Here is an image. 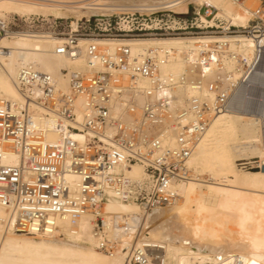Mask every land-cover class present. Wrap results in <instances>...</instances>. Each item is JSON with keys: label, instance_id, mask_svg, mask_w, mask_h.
<instances>
[{"label": "built area", "instance_id": "1", "mask_svg": "<svg viewBox=\"0 0 264 264\" xmlns=\"http://www.w3.org/2000/svg\"><path fill=\"white\" fill-rule=\"evenodd\" d=\"M192 12L198 24L184 29H167L161 12L137 10L84 17L62 33L44 30L38 17L0 19L2 37L51 32L64 37L53 52L84 59L83 68L60 69L66 90L49 73L21 67L14 83L22 101L0 97V205L10 213L8 230L50 235L61 220L74 224L89 214L99 251L123 252L129 264L165 263L162 245L137 243L139 226L104 215L108 194L146 212L174 204L176 185L191 177L188 160L198 142L239 93L252 99L245 96L260 92L256 111L264 138V75L253 77L257 68L264 71V0L249 9L246 26L228 23L210 5ZM168 36L195 38L178 75L161 72L175 58L173 48L133 53L125 42ZM243 39L251 40L249 57ZM51 132L57 140L48 139ZM11 155L15 162L7 161ZM237 163L250 166L248 159ZM133 166L140 176L130 174ZM234 264H242L239 257Z\"/></svg>", "mask_w": 264, "mask_h": 264}, {"label": "bare ground", "instance_id": "2", "mask_svg": "<svg viewBox=\"0 0 264 264\" xmlns=\"http://www.w3.org/2000/svg\"><path fill=\"white\" fill-rule=\"evenodd\" d=\"M195 2H209L215 5L219 9L217 16L230 24L225 17L232 19L234 25H247L249 9L238 10L234 6L235 0H0V19H4L6 13L68 18V12H72L77 17L76 21L71 22V27L75 30L82 15L97 14L90 16L101 18L114 13V10H137L165 12L169 14L165 19L167 29H184L198 24L193 16L196 13L185 18L170 14ZM55 3L67 5L60 6ZM74 3L84 4L68 7ZM63 40V36L51 32L0 36V48H8L6 55L0 53V97L22 101L14 83L21 67L49 73L57 87L66 90L67 81L60 69L83 68L84 59L82 56L69 59L53 52L55 45ZM194 40L192 37L168 36L125 42L130 43L133 53L142 52L148 46L173 48L175 58L163 64L161 72L178 75L184 67V53L194 46ZM86 41L80 40L81 44ZM243 43L245 47L242 50L249 57L252 51L251 40L243 39ZM231 48L238 49L233 42ZM226 68L233 70L234 77L238 76V72L234 71L233 61L227 60ZM263 72L261 68H257L253 77L264 75ZM242 97L239 93L232 106L218 114L208 126L188 160L191 177L186 181H179L176 185L179 198L174 204L163 206L168 207L167 210L159 211L158 207L152 212H146L140 205L120 202L111 193L108 194L109 201L104 204V215L107 218L116 215L135 226L132 218L136 216V221L137 215L141 214L147 226L152 220L153 227L157 224L154 228L151 222L148 228L144 226L150 230H143L140 226L135 237L137 243L162 245L164 264H234L236 257L240 258L242 264H264V169L243 170L237 163L239 160H247L250 156L259 157L264 153L263 130L257 111L251 114L249 109L241 107L244 100ZM80 103L78 100V105ZM48 139L57 140L58 136L51 132ZM243 146L248 147V154L238 150ZM16 160L14 155L7 158L8 162ZM195 171L208 177H198ZM130 174L140 176V167L133 166ZM112 209L118 211L114 212ZM170 217H175L182 224L183 240L189 242V246L176 245L168 238L155 234V231L161 228L158 223ZM218 217L222 219L221 231L227 235L222 233L221 236L218 226L214 229L208 225L215 223ZM9 219V210L0 205V264H129L123 252L118 251L110 256L97 251L96 240L92 235V215H83L74 224L69 220H61L59 229L50 235H29L10 231L7 228ZM113 234L121 233L113 230Z\"/></svg>", "mask_w": 264, "mask_h": 264}, {"label": "rangeland", "instance_id": "3", "mask_svg": "<svg viewBox=\"0 0 264 264\" xmlns=\"http://www.w3.org/2000/svg\"><path fill=\"white\" fill-rule=\"evenodd\" d=\"M75 1H78V0H75ZM55 4H58L60 6L67 5V4H63V3H55ZM83 4L84 3H74V4H70V6H68V7H72L73 8V7H77V6H82ZM200 4L210 5V6L214 7L217 11H219V9L215 5H213V4L209 3V2H195V3L188 4L187 6H184V7L180 8V9H178L177 11L175 10L176 12H171L170 15H172L174 17H179L180 16V17H183V18L191 17L193 15V13H194L192 11L196 10L197 6L200 5ZM234 4H235L234 6L238 10H245V8L250 9V8L255 7L257 5V0H244L243 2H236ZM113 12L116 14V13L125 12V11L117 12V10H114ZM68 14H69L68 18H56V17L51 16V15H40V14H38V15L37 14H29V15L32 16V17H38L39 19H43V21L40 22V23H43V25H42L43 27L42 28L44 30H51V31H55L57 33H62V32H66L67 31L68 26H69V24L71 25L72 21H76L77 20V17H76L75 14L73 15L72 12H68ZM12 15L23 16V15H26V14L6 13V17L4 19L11 18ZM90 15H97V14L82 15V16H80V19L84 20V17H88ZM159 15H160L161 23H162V21L165 22L166 16L169 15V14H165V12H161V13H159ZM248 15H249V13H248ZM225 18L229 22H231L232 25H234L232 19H230L229 17H225ZM80 19L78 20L79 23H80ZM154 22H156V21H154ZM57 36H62V35H57ZM259 94H260V92L257 90V93L255 95L245 96V97H252V99L243 98L244 99L243 100V105L241 107L243 109H246V110L249 109L248 111L251 112V114L256 113L257 100L259 99ZM238 150L244 151L247 154L249 152L248 151V147H245V146L239 147ZM248 160L250 161V164H249L250 166L247 165L246 168H242L243 170H253V171H255L256 169H258V170L259 169H264V162H262V163L260 162V161H264V153H262L259 157L250 156V158ZM259 163H261V165H259ZM239 167H242V166L239 165ZM196 173L198 174V177L199 176L201 178H207L208 177L207 175H202L201 176L200 172H196ZM182 198L183 197H181L180 200H182ZM192 208H194L193 205H192ZM167 209H168V207H159L158 210L162 211V210H167ZM112 210L114 212L118 211V209H112ZM152 210H150L148 212H152ZM190 217H192V216H190ZM135 218H136V216L132 218V221L135 222V224L137 226H139V227L142 226L143 230L144 229L150 230V229H147V228L149 227L150 222H151V225H152L153 220L148 222V226H147V224H144L145 218L141 214L137 215L136 221H135ZM221 220L222 219L221 218L219 219V217H218L217 221H215V223L213 222V224L210 223L208 225H210L211 227L213 226L212 228H214V229H216L217 226H218V228H217L218 229V233L221 234V236H223L222 233L227 235V233L221 231L223 229V227H221L222 225H220V221ZM218 223H219V225H218ZM145 225L147 226V228L144 227ZM158 225L161 226V228L159 230H156L155 234H157L158 236H160L162 238H168L170 241H172L176 245L189 246V242H187V241L185 242V240H183V227H182V224L175 217H170V218L164 219V220L160 221L158 223ZM156 226H157V224H156ZM156 226H154V227H156ZM154 227L152 225V228H154ZM219 228H220V231H219ZM233 229H234V227H233ZM97 251L100 254L103 255V252H101L99 250H97Z\"/></svg>", "mask_w": 264, "mask_h": 264}]
</instances>
